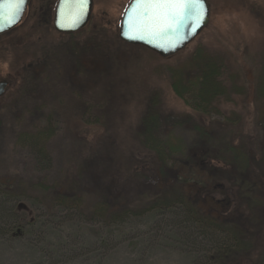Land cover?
I'll return each instance as SVG.
<instances>
[{"label":"rangeland","instance_id":"rangeland-1","mask_svg":"<svg viewBox=\"0 0 264 264\" xmlns=\"http://www.w3.org/2000/svg\"><path fill=\"white\" fill-rule=\"evenodd\" d=\"M52 1L33 0L31 16L0 35V80L8 82L0 96V190L8 192V197L0 196V264H205L226 235L197 230L181 207L117 223L92 212L105 200L110 179L117 183L115 191L124 185L121 193L131 206L142 207L151 198L125 178L134 169L148 167L147 152L140 147L141 118L149 109L147 95L155 89L161 92L155 110L161 116L188 115L175 126L161 125L163 136L171 132L189 145L198 124L209 134L210 150L222 155L234 145L260 163L264 103L255 95V83L264 54V0H207L208 23L178 56L159 58L140 47L124 46L130 50L125 62L118 53L120 58L114 56L121 49L112 43L130 0H93L91 20L74 38L76 51L68 47L66 34L53 28ZM91 32L101 39L99 51L90 48L77 55ZM199 45L224 61L222 79L230 101L217 102V114L194 112L166 81L165 66L181 63ZM46 125L53 126L46 144L50 158L40 162L18 137ZM206 162L213 183L220 180L219 171L225 174L222 186L203 192V210H209L214 199H228L233 207L242 190L259 199L258 213L254 210L258 229L249 238L250 256L241 264H260L264 199L257 188L264 187V179L257 188L248 187L249 180L242 189L241 171L220 160ZM176 163L180 174L191 171L189 164ZM248 166V179L264 172V166L251 159ZM209 172L197 169L201 179ZM28 183L79 185L75 190L84 197L83 207L55 205L36 192L17 194Z\"/></svg>","mask_w":264,"mask_h":264},{"label":"trees","instance_id":"trees-1","mask_svg":"<svg viewBox=\"0 0 264 264\" xmlns=\"http://www.w3.org/2000/svg\"><path fill=\"white\" fill-rule=\"evenodd\" d=\"M32 1L30 0L24 17L31 16L33 11L29 10V7ZM56 1L53 0L52 2L56 4ZM21 24L22 21L16 27ZM81 32H83V29L76 33L65 35L70 41L68 42V47L71 51H76V47L79 44L75 42L74 38ZM89 34L80 45V51L77 55L87 50L90 51V48L91 52L99 51L97 43H102L101 39L97 41L94 33L91 32ZM116 38L117 41L112 44H119L120 46L118 47L121 51L115 52L114 56L118 58V53L125 57H119L124 62L130 51L124 48V46L140 47L159 56L157 53L141 45H133L120 40L118 34H116ZM182 50L172 56L163 58L178 56ZM114 56H110V59L115 60ZM127 59L129 60V58ZM165 67L169 90L194 112H198L199 114H217L219 113L217 102L230 101V94L222 79L225 68L224 61L219 55L210 53L204 46H197L181 63ZM154 71L161 73L159 69H155ZM255 95L264 103V54L261 57L260 70L255 83ZM147 96L149 109L141 118L143 140L140 143V147L147 152L148 167H144L142 170H132L128 174L129 177L125 178V183H133V186H137L138 193L140 192L145 196L147 194L151 198L142 207L137 205L131 206L126 196H122L123 193L121 191L124 189V185H121L122 189L120 191H115V184L117 183L110 179L106 184L108 194L105 196V200L94 208L92 214L103 216L107 223H117L130 217L140 216L143 213L173 210L176 207H181L187 215L188 220L197 230L214 231L226 235V242L221 241L219 243V246L215 248V253L207 259L205 264H241L243 259L250 256L249 238L252 237L253 239L258 229V219H256L254 210L258 213L259 199L257 200L256 197L246 195L244 190H242L240 197H237L236 204L233 207L228 199H214L209 206V210H203L200 204L204 203L205 205L207 201V195H203V192H209L210 190L217 189L220 185L222 186L221 179L223 176L221 175L225 174L223 170L219 171L221 174L220 180L217 183H213L215 182L214 177L209 172L210 167H208L206 161L211 158L213 160H220L225 165L235 167L237 171H241L242 173L240 187L243 189L247 181L250 180L248 187L254 189L264 179V172L263 174H259V172L254 171L256 173L253 174V178L248 179V160L251 159L253 164L256 163L258 166L260 163L264 166V155L261 156L259 163L247 152L244 151V153L242 150L236 149L237 147H234V145L223 149L222 155L218 153V149L216 148L215 150H210L209 134L198 124L194 125L196 129L195 139L189 145L171 132L163 136L160 133L161 125L173 124L175 126L179 122H183V118L188 117V115L182 113L161 116L159 112L155 111L161 100L160 90H152ZM261 121L264 124V118ZM52 135L53 126L46 125L45 127H38L35 130L22 133L19 135L18 140L26 143L31 148L38 161H49L50 156L46 150V144ZM200 150H203L201 155L197 154ZM189 152L196 153H192L189 157L187 155ZM226 154H228L227 161L224 158ZM176 161L189 164L191 171L185 175L180 174V167ZM197 169L205 170L210 175L205 179H203L204 177L201 179L200 177L202 176L199 177ZM75 188L77 190L80 189L79 185L74 186L71 184L56 186L52 184L28 183L27 185L24 184L17 194L36 192L37 194H41L40 199L43 198L52 204L82 208L84 197ZM257 189L264 199V187L261 188L260 186ZM13 192L10 194H14ZM2 195L8 197V192L0 190V196ZM114 196L116 197L114 198ZM220 206H224L221 208L222 210H220ZM260 264H264V257L261 259Z\"/></svg>","mask_w":264,"mask_h":264},{"label":"snow or ice","instance_id":"snow-or-ice-1","mask_svg":"<svg viewBox=\"0 0 264 264\" xmlns=\"http://www.w3.org/2000/svg\"><path fill=\"white\" fill-rule=\"evenodd\" d=\"M75 10L76 20L83 14L88 0H63ZM24 0H0V24L16 21ZM128 11L129 29L135 33L166 35L179 33L188 22L198 27L203 19V0H132ZM130 38H142L133 36Z\"/></svg>","mask_w":264,"mask_h":264},{"label":"water","instance_id":"water-1","mask_svg":"<svg viewBox=\"0 0 264 264\" xmlns=\"http://www.w3.org/2000/svg\"><path fill=\"white\" fill-rule=\"evenodd\" d=\"M30 0H24L20 12L17 15L16 21L9 25L8 23L0 24V35L9 32L16 27L22 20V17L27 10ZM132 0L128 3L123 11L118 28V38L126 43L133 45H141L161 57L172 56L184 49L205 27L209 20V5L207 0H203V19L198 27L192 26L190 20L179 33H168L166 35H149L144 33H135L129 29L128 25V9ZM93 0H88L84 6L83 14L76 20L75 10L69 9L64 5L63 0H57L54 11L52 25L58 33L69 34L76 33L85 28L92 16ZM133 36H142V38H130ZM8 87V82L4 79L0 80V96Z\"/></svg>","mask_w":264,"mask_h":264}]
</instances>
